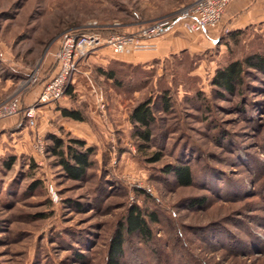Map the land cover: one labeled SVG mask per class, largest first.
Wrapping results in <instances>:
<instances>
[{"label":"rangeland","instance_id":"1","mask_svg":"<svg viewBox=\"0 0 264 264\" xmlns=\"http://www.w3.org/2000/svg\"><path fill=\"white\" fill-rule=\"evenodd\" d=\"M193 1L0 0V103L51 75L65 33L92 21L131 30ZM239 29L234 38L236 29L222 27L217 42L203 38L196 50L164 56L102 49L79 63L70 92L34 127L19 132L22 120L0 130V264H106L109 237L131 205L160 212L162 223H149L151 243L128 238L127 263L136 254L158 264L151 251L159 250L175 264H264V73L233 94L211 83L216 67L264 50V23ZM109 68L114 78L101 73ZM144 99L158 106L153 142L139 149L129 112ZM61 107L78 109L83 121L62 116ZM50 134L94 148L84 178L65 175L47 151ZM156 151L162 158L150 162ZM176 156L190 161L191 186L162 174ZM196 198L203 202L191 205Z\"/></svg>","mask_w":264,"mask_h":264},{"label":"trees","instance_id":"2","mask_svg":"<svg viewBox=\"0 0 264 264\" xmlns=\"http://www.w3.org/2000/svg\"><path fill=\"white\" fill-rule=\"evenodd\" d=\"M110 30L119 31L121 29L113 27ZM240 32L241 30L237 29L233 31L232 35L236 38ZM101 73L108 78L115 77V70L112 68L104 69ZM254 73H264V50L247 52L239 58L230 59L224 65L216 67L211 76V83L220 90L233 94L244 85L245 78ZM69 92L70 87L66 90V93ZM162 99V109L169 111L171 105L167 95L163 94ZM155 106L158 105L153 100L144 99L135 104L129 112V120L133 124L131 133L137 138L139 149H145L153 142L156 121ZM60 112L62 116L72 120L83 121V115L78 109L63 107L60 108ZM49 138L52 143L48 145L47 151L57 157V163L65 175L72 180L84 178L88 169L93 166L91 157L94 148L86 145L83 139L76 137H68L67 140H63L57 135L50 134ZM162 156L163 152L156 151L148 160L150 162L159 161ZM175 158L174 162L164 165L162 174L171 175L177 186H191L194 183V177L190 161L179 156ZM11 164L12 160L6 163L7 166H11ZM202 202V198L192 199L191 205L201 204ZM149 223H162V214L151 210L142 211L137 205L129 206L124 217L118 222L109 237L106 264H150L149 261L138 259L136 254L132 257L131 262L127 263L125 249L130 236L137 237L139 242L144 244L154 241V227ZM159 252V250L151 251V256H154V260H157L158 264H175L174 260L171 261Z\"/></svg>","mask_w":264,"mask_h":264},{"label":"built area","instance_id":"3","mask_svg":"<svg viewBox=\"0 0 264 264\" xmlns=\"http://www.w3.org/2000/svg\"><path fill=\"white\" fill-rule=\"evenodd\" d=\"M231 1L194 0L171 19H155L137 24L131 30H110L118 24H99L92 21L65 33L54 54L53 72L43 83L37 99L25 104L20 94L9 96L0 103V122L20 116L24 118L27 126L34 127L36 109L40 105L59 101L72 81L79 63L90 55L102 49H107L115 55L152 50L156 47L153 38L167 32L175 25H180L187 34L214 29L221 22L225 9ZM225 31H228V28H225ZM33 79L35 80L36 77ZM101 105L103 106L102 102ZM34 148L40 154L44 152L41 139L36 141Z\"/></svg>","mask_w":264,"mask_h":264},{"label":"crops","instance_id":"4","mask_svg":"<svg viewBox=\"0 0 264 264\" xmlns=\"http://www.w3.org/2000/svg\"><path fill=\"white\" fill-rule=\"evenodd\" d=\"M259 23H264V0H232L225 9V12L220 22V28L209 29L201 33H196L194 35H188L185 32L176 34L175 31H172L173 29L174 30L176 29L175 26H173L167 32L160 34L157 37L153 38V41L156 44V47L154 49L139 51V52H147L155 56H164L165 54H168L169 52L176 50V49L186 48L189 50H196L200 42L203 41V38L206 40H210L212 42L213 41L217 42L218 35L220 31L222 30V27L223 28L225 27L231 30H235V29L237 30L244 26L257 25ZM128 28L125 27V28H122V30H129ZM100 53L101 51L99 52V54ZM94 55H90V57ZM95 57H98V55H95ZM40 76L42 78L43 75L41 74ZM49 76L50 74L46 76L44 75L41 81L37 83L35 86H33L32 88H30L27 94H25L24 96L21 95L22 101L25 104H29L37 99L41 91V87L43 83L48 79ZM54 104L55 103L40 105L37 108L38 110L36 111V120L38 119L40 113H43V112L46 113L47 110L51 109ZM22 120H24V118L20 116H15V117H11L6 120H3L2 122H0V130L2 131L6 128H11V127L14 128ZM25 128H28L26 123L20 128L19 132L24 131Z\"/></svg>","mask_w":264,"mask_h":264}]
</instances>
